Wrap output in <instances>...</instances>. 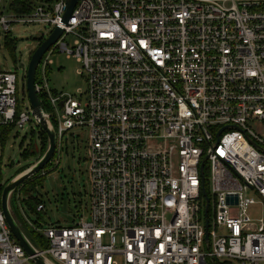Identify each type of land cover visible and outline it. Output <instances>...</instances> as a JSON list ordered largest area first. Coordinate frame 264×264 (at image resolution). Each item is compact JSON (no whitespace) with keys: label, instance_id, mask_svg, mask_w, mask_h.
I'll return each instance as SVG.
<instances>
[{"label":"built area","instance_id":"1","mask_svg":"<svg viewBox=\"0 0 264 264\" xmlns=\"http://www.w3.org/2000/svg\"><path fill=\"white\" fill-rule=\"evenodd\" d=\"M3 1L4 32L63 28L34 81L55 153L73 128L87 135L89 219L34 227L25 215L41 253L57 264L264 263V0H78L66 24L65 0L21 14ZM55 51L80 62L84 93L52 92ZM20 77L0 68V141L41 129ZM0 264H34L1 206Z\"/></svg>","mask_w":264,"mask_h":264},{"label":"rangeland","instance_id":"2","mask_svg":"<svg viewBox=\"0 0 264 264\" xmlns=\"http://www.w3.org/2000/svg\"><path fill=\"white\" fill-rule=\"evenodd\" d=\"M3 6L5 11L11 10L9 0H4ZM41 28L37 23L12 24L7 32L0 28V68L17 70L21 74L18 63L28 64L31 53L49 31L48 27H45V34L42 36L39 33ZM72 39V35L66 36L69 45ZM50 60L48 84L53 93H84L87 83L80 72L81 64L75 57L55 51ZM25 99L27 101V97ZM33 125L31 122L21 129H12L7 137L0 141V184L8 183L44 153L47 143L44 144L43 136H39L37 128L32 130ZM87 156L86 131L73 128L69 136H64L62 149L55 153L53 162L43 168L45 174L41 176L42 170L39 171L34 182L31 181L19 189V200L14 197V192L12 193L10 207L23 229L31 228L25 222V215L35 223L34 227L69 226L82 212L85 219H89L90 185ZM33 198L44 204L43 211L34 210ZM216 263L241 264L236 260H217Z\"/></svg>","mask_w":264,"mask_h":264},{"label":"water","instance_id":"3","mask_svg":"<svg viewBox=\"0 0 264 264\" xmlns=\"http://www.w3.org/2000/svg\"><path fill=\"white\" fill-rule=\"evenodd\" d=\"M78 0H65V11L61 18V23L66 24L70 18V15L76 5ZM40 33L42 31L40 30ZM63 33V28L61 26H56L34 49L29 57L28 64L26 65V72L24 73V66L22 65L23 71L21 72V91H25L26 97L31 108V113L39 122L41 129L45 132L47 138V145L42 156L36 160L35 163L30 165L27 169L21 171L19 174L14 176L8 183L2 188L0 196V206L4 214L6 223L18 244L22 247L28 256H31V260L34 264H57L53 259H51L47 254L41 253V248L35 245L20 227V225L15 220L11 207L10 198L14 190L24 181L36 175L40 170H42L53 158L56 149V133L53 125L49 122L48 118L45 116L41 102L36 94L34 88V81L37 66L47 49L53 45L57 39ZM61 104V103H60ZM200 173L203 176V164L200 165ZM203 181V179H202ZM205 196V214L207 213L208 197L203 191ZM227 200L232 202L235 197L228 196ZM207 227V219L205 220ZM205 239L207 240V233H205Z\"/></svg>","mask_w":264,"mask_h":264},{"label":"trees","instance_id":"4","mask_svg":"<svg viewBox=\"0 0 264 264\" xmlns=\"http://www.w3.org/2000/svg\"><path fill=\"white\" fill-rule=\"evenodd\" d=\"M37 1H47V2H51L53 0H10V7H11V10L14 11L15 13H26L28 11H30V9L32 8V6L37 2ZM36 79V77H35ZM39 99H40V102H41V106H42V109L43 110H47V105L44 101V98L42 95L39 94ZM38 134L39 136H43V142L45 144V142L47 143V138H46V134L45 132L40 129L38 131ZM42 143V141H41ZM43 145V144H42ZM46 146V144H45ZM43 148V147H42ZM36 175L32 176L31 178L27 179L26 181H24L23 183H21L17 188L20 187V189L25 186V184L29 183V182H34V178H35ZM33 184V183H32ZM5 185L4 184H0V196H1V192H2V188L3 186ZM33 203L34 204V207L36 205V203L40 202L36 199L33 198ZM31 206H32V203H31ZM33 207V206H32ZM11 211H12V214L15 218V220L17 221V223L20 225V227L23 229V227L21 226L20 222H19V219L17 218V216L13 213V210L11 208ZM23 231L26 233V235L28 236V238L35 244L37 245L38 247H45V243L43 242V239L41 238L40 234L35 231L34 229H23ZM216 264H219V263H216Z\"/></svg>","mask_w":264,"mask_h":264}]
</instances>
